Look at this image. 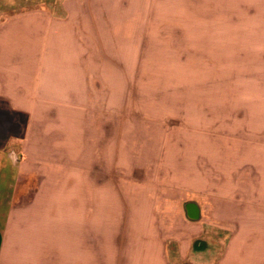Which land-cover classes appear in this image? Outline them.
Listing matches in <instances>:
<instances>
[{
	"label": "rangeland",
	"instance_id": "obj_1",
	"mask_svg": "<svg viewBox=\"0 0 264 264\" xmlns=\"http://www.w3.org/2000/svg\"><path fill=\"white\" fill-rule=\"evenodd\" d=\"M87 1L0 0L1 57L15 69L23 64L31 72L37 69L34 58H51L53 75L64 77L60 83L53 76L52 86L85 87L87 78L90 88L82 95L52 93V105H36V118L45 120L35 125L26 123L13 105H0V148L42 178L48 171L76 166L85 149L84 166L105 170L113 161L122 164L128 174L117 172L115 181L124 177L125 182L151 183L155 213H169L158 224L170 232L179 224L184 197L191 199V182L202 194L204 176L209 180L206 168L215 174L214 160L227 149L221 144L219 119L236 81L228 92L227 79L220 77L221 0H188L191 14L186 8L174 12L161 0L149 6L140 3L153 0H116L104 9L97 0L93 5ZM50 16L70 23H54L49 31ZM13 67L1 69L0 80L13 83ZM64 100L68 105L61 104ZM120 125L127 128L120 131L118 145L114 139ZM116 147L121 152L115 153ZM34 181V174L20 175L15 202L28 197L23 193ZM178 201L177 207L173 202ZM29 202L19 207L21 221L34 224L38 212H29ZM209 246L206 252L191 253V263L214 264L216 247Z\"/></svg>",
	"mask_w": 264,
	"mask_h": 264
},
{
	"label": "crops",
	"instance_id": "obj_2",
	"mask_svg": "<svg viewBox=\"0 0 264 264\" xmlns=\"http://www.w3.org/2000/svg\"><path fill=\"white\" fill-rule=\"evenodd\" d=\"M97 1L104 9L116 0ZM188 3L159 2L174 12L186 8L191 14ZM66 12L77 18L73 9L66 7ZM220 19V77L228 81L227 88L224 82L222 87L231 92L236 81V91L226 97L219 119L224 126L221 144L227 149L214 160L215 174L206 168L209 180L205 175L202 194L196 193L193 178L191 199L185 195L176 228L165 232L158 224L169 213H155L151 183L125 182L124 177L115 181L117 172L128 174L122 164L117 167L113 161L105 170L84 166L85 149L76 166L48 171L42 178L34 169H26L23 159H13L0 148V264H192L191 253L206 252L209 245L216 247L214 264H264V0H221ZM54 23L70 22L68 18L53 21L50 16L49 31ZM34 61L37 69L31 72L23 64L15 69L9 58L0 56V77L1 69L16 70L13 83L0 80V105H13L25 115L26 123L45 120L36 118V105H52V93H90L87 78L85 87L81 83L57 89L52 86L53 76L60 83L64 77L53 75L52 59ZM61 104L68 105L67 100ZM125 126H118L114 139L118 145ZM99 132L95 130L96 136ZM22 173L34 174L35 181L23 193L28 197L15 202ZM28 201L29 212H38L34 224L21 221L19 207ZM173 204L178 207L179 201Z\"/></svg>",
	"mask_w": 264,
	"mask_h": 264
}]
</instances>
